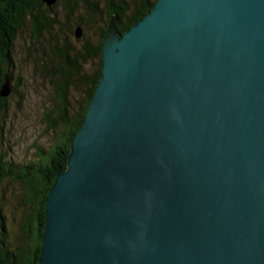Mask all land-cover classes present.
Listing matches in <instances>:
<instances>
[{"label": "water", "instance_id": "water-1", "mask_svg": "<svg viewBox=\"0 0 264 264\" xmlns=\"http://www.w3.org/2000/svg\"><path fill=\"white\" fill-rule=\"evenodd\" d=\"M117 23L40 264H264V0H157Z\"/></svg>", "mask_w": 264, "mask_h": 264}, {"label": "trees", "instance_id": "trees-1", "mask_svg": "<svg viewBox=\"0 0 264 264\" xmlns=\"http://www.w3.org/2000/svg\"><path fill=\"white\" fill-rule=\"evenodd\" d=\"M156 1L57 0L49 7L43 0H0V19L7 35L6 39L0 37V89L6 75L12 79L13 92L21 85V77L16 78L11 69L15 67L12 55L14 39L25 21L31 23L34 30L32 37L39 41L45 29L52 34V29L61 24L49 12L57 13L56 8L62 4L68 22L63 25L71 33H76L72 23L80 28H96L94 33L84 34L83 38L77 39L81 42L80 46L65 40L59 45L56 41L52 47V54L49 55L51 67L49 71L45 70L55 89L52 110L45 116L48 128L54 133L51 145L48 148L37 146L35 157L27 164L3 161L2 157L0 159V188L4 181H18L23 188L21 202L30 211L19 223V238L22 243L14 247L7 240L10 233L7 232L0 210V264H40L47 219V198L56 176L67 167L72 139L83 124L99 82L103 68L102 39L107 33L110 19L117 15V25L123 33L143 18ZM72 90L83 91L81 101L74 99L79 104L76 109L73 107ZM7 102L8 97L0 96V120L2 113L7 110Z\"/></svg>", "mask_w": 264, "mask_h": 264}, {"label": "rangeland", "instance_id": "rangeland-1", "mask_svg": "<svg viewBox=\"0 0 264 264\" xmlns=\"http://www.w3.org/2000/svg\"><path fill=\"white\" fill-rule=\"evenodd\" d=\"M45 5L48 6L46 3ZM56 11L57 13L52 11L49 14L57 17L61 24L52 29V34L45 29L43 37L36 41L32 37L34 30L31 23L25 21L14 39L12 55L15 67L11 70L16 78L21 77V85L16 92L7 96V110L1 115L0 159L2 157L3 161L27 164L35 157L37 146L48 148L51 145L54 133L48 128L45 116L52 110L55 89L45 70L49 71L51 67L49 55L52 54V47L56 41L59 45L65 40L80 46L81 42L77 39L83 38L84 34L94 33L96 30V28L81 27L82 36L78 38L75 33H71L64 26L68 22L65 19L62 4L58 5ZM72 24L77 29L76 24ZM82 94L83 91L72 90V100L81 101ZM75 102L76 100L73 101V107L76 109L79 104ZM22 191L21 184L11 180L4 181L0 188V210L6 222L7 232L10 233L7 240L10 246L14 247L22 243L19 238V223L25 214L30 213L21 202ZM15 235L17 237H14Z\"/></svg>", "mask_w": 264, "mask_h": 264}, {"label": "flooded vegetation", "instance_id": "flooded-vegetation-1", "mask_svg": "<svg viewBox=\"0 0 264 264\" xmlns=\"http://www.w3.org/2000/svg\"><path fill=\"white\" fill-rule=\"evenodd\" d=\"M3 25V21L0 19V37L6 39L7 35L5 34V27Z\"/></svg>", "mask_w": 264, "mask_h": 264}, {"label": "bare ground", "instance_id": "bare-ground-1", "mask_svg": "<svg viewBox=\"0 0 264 264\" xmlns=\"http://www.w3.org/2000/svg\"><path fill=\"white\" fill-rule=\"evenodd\" d=\"M52 7V6H51ZM17 74V73H16ZM13 92V91H12ZM32 163V162H31ZM12 219V218H11Z\"/></svg>", "mask_w": 264, "mask_h": 264}]
</instances>
